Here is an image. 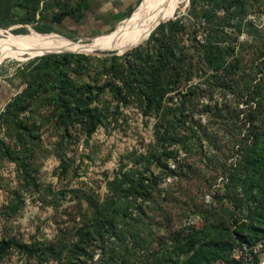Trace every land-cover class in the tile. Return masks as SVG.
Returning <instances> with one entry per match:
<instances>
[{
  "label": "rangeland",
  "instance_id": "rangeland-1",
  "mask_svg": "<svg viewBox=\"0 0 264 264\" xmlns=\"http://www.w3.org/2000/svg\"><path fill=\"white\" fill-rule=\"evenodd\" d=\"M146 1L139 0L105 34L81 37L62 24L42 34L91 45L115 35ZM52 8V0H0V43L35 31V25L26 24L25 19L50 18ZM189 9L190 0H186L170 20ZM214 13L223 19L229 55L217 68L200 67L199 75L186 84L195 92L182 99L189 119L202 126L210 124L211 138L189 152V169L178 172L182 152L168 162L167 169L150 167L151 177L161 178L152 198L136 202L133 210L128 205L126 217L117 220L115 234L94 236L74 253L77 229L90 224L94 215L87 198L102 202L107 182L120 171L136 169L140 154L155 141L156 114L144 117L134 102L117 105L102 75L111 56L121 57L138 45L124 52L114 45L86 51L91 53L37 57L0 53V85L6 87L7 95L0 108V240L33 244L41 250L30 257L13 249L0 264H152L160 243L166 241L168 246L180 230L207 225V240L226 243L239 230L237 225L244 224V236H250L247 225L264 227V195L260 203L246 199L238 182L231 180L238 167L239 143L231 140L237 134L235 122L264 113V0H233L228 11L215 8ZM182 44L189 47L187 37ZM65 82L69 91L61 90ZM114 82L118 84L117 79ZM185 93L183 89L181 94ZM82 101L88 102L83 108L104 115L90 137L72 118L74 114L64 113L65 105L75 109ZM258 125L254 123V130ZM246 130L241 137L250 128ZM165 195L171 203L165 204ZM199 206L208 212L199 211ZM204 252L199 243L180 260L201 258Z\"/></svg>",
  "mask_w": 264,
  "mask_h": 264
},
{
  "label": "trees",
  "instance_id": "trees-1",
  "mask_svg": "<svg viewBox=\"0 0 264 264\" xmlns=\"http://www.w3.org/2000/svg\"><path fill=\"white\" fill-rule=\"evenodd\" d=\"M52 2L53 13L50 18L35 19L32 15L25 19V23L34 24V30L38 33H51L54 25L60 24L66 16H75L74 12L78 10L69 8L71 3L68 2L59 0ZM232 2L233 0H190V9L186 15L159 24L141 46L121 57L111 56L108 66L103 67L102 75L107 78L105 87L117 105L126 106L134 102L144 117L156 114L155 141L150 149L140 154L141 161L138 162L136 169L127 173L120 171L107 182L102 202L91 196L87 198L94 215L90 224L87 226L83 224L77 229L78 243L74 245L72 253L79 250V245L91 243L94 236L100 238L106 233L115 234L117 220L126 217L128 205H132L133 210L136 202H145L152 198L161 178L151 177L150 167L167 169L168 162L171 159L175 161L182 152L184 157L179 168L177 166L178 172L189 169V152L193 148H198L201 144L198 142L211 138L210 124L202 126L198 121L189 119L185 110H182L185 105L182 99L195 92V87L186 84L199 75L200 67L217 68L225 63L231 48L225 44L223 19L216 17L214 9L228 11ZM135 12L136 10L131 16ZM185 37L188 38L189 47L182 44ZM114 79H117L118 84ZM68 88L66 82L61 86L63 91H69ZM183 89H186L187 94H181ZM262 99L264 101V98ZM87 104L88 102L82 101L75 109L65 105L64 113L74 114L72 118L85 129L86 136L90 137L103 123L104 115L83 108V105ZM115 109H118V106ZM252 117L253 115H250L245 121L235 122L234 132L237 134L232 136L231 140L239 143L235 152L238 156V167L231 180L238 182L236 186H241L246 199H254V202L260 203L264 195V113H260L256 119L255 116ZM254 123H259L256 130ZM246 125L250 130L245 129ZM243 130L249 132L241 137ZM5 153H10L8 148L5 149ZM212 178L207 180V184ZM253 191L257 192L254 197ZM170 200L169 195L163 198L165 204L171 203ZM201 209L199 206V211ZM128 217L131 219V215ZM162 221L165 222L166 219L162 218ZM237 226L239 230H234L230 242L226 243L215 239L207 240L209 235L207 225L200 229L188 228L186 232L177 231L174 238L169 240L168 246L166 241L160 243L152 264L233 263V255L243 244L251 246L264 238V227L247 225L245 228L250 236H244L241 234L244 224ZM199 243L205 248L203 257H193L187 262L180 260L181 256L193 252ZM13 249L30 257L41 251L33 244L2 239L0 261ZM45 250L54 255V250L49 248Z\"/></svg>",
  "mask_w": 264,
  "mask_h": 264
},
{
  "label": "bare ground",
  "instance_id": "bare-ground-1",
  "mask_svg": "<svg viewBox=\"0 0 264 264\" xmlns=\"http://www.w3.org/2000/svg\"><path fill=\"white\" fill-rule=\"evenodd\" d=\"M185 2L186 0H147L142 6H139L140 9L138 7V12L136 11L134 15L124 21L122 28L115 35L108 36L91 45L74 43L65 38H55L32 30L24 36L8 37L0 43V53L2 56L15 52L37 57L62 52L91 53L86 51L114 45L119 46L120 50L124 52L144 42L158 24L174 18L175 12Z\"/></svg>",
  "mask_w": 264,
  "mask_h": 264
},
{
  "label": "crops",
  "instance_id": "crops-1",
  "mask_svg": "<svg viewBox=\"0 0 264 264\" xmlns=\"http://www.w3.org/2000/svg\"><path fill=\"white\" fill-rule=\"evenodd\" d=\"M138 1L76 0L69 5V8H78L74 12L75 16L64 17L60 24L69 32L81 37H87L94 33L105 34L125 19L134 10ZM5 100H7L6 87L0 85V108Z\"/></svg>",
  "mask_w": 264,
  "mask_h": 264
},
{
  "label": "built area",
  "instance_id": "built-area-1",
  "mask_svg": "<svg viewBox=\"0 0 264 264\" xmlns=\"http://www.w3.org/2000/svg\"><path fill=\"white\" fill-rule=\"evenodd\" d=\"M74 3L76 0H59ZM234 262L230 264H264V238L254 245L243 244L233 255Z\"/></svg>",
  "mask_w": 264,
  "mask_h": 264
},
{
  "label": "water",
  "instance_id": "water-1",
  "mask_svg": "<svg viewBox=\"0 0 264 264\" xmlns=\"http://www.w3.org/2000/svg\"><path fill=\"white\" fill-rule=\"evenodd\" d=\"M172 19H173V18H172ZM168 20H170V19H168ZM168 20H167V21H168ZM165 22H166V21H165ZM160 24H161V23H160ZM158 25H159V24H158ZM158 25H157V26H158ZM157 26H156V27H157ZM156 27H155V28H156ZM155 28H154V29H155ZM154 29H153V30H154ZM153 30H152V31H153ZM152 31H151V32H152ZM149 35H150V34H149ZM148 37H149V36H148ZM148 37L146 38V40L148 39ZM146 40H145V41H146ZM141 44H142V43H140V45H141ZM138 46H139V45H138ZM138 46H137V47H138ZM116 54H119V53L116 52Z\"/></svg>",
  "mask_w": 264,
  "mask_h": 264
}]
</instances>
